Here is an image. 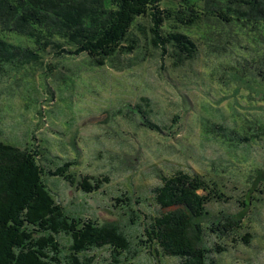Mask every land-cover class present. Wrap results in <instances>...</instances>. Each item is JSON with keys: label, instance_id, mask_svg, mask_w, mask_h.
<instances>
[{"label": "rangeland", "instance_id": "1", "mask_svg": "<svg viewBox=\"0 0 264 264\" xmlns=\"http://www.w3.org/2000/svg\"><path fill=\"white\" fill-rule=\"evenodd\" d=\"M71 1L72 7L59 10V16H71L78 7L95 10L102 0ZM107 1L117 8L116 0ZM181 1L163 0L162 6H184ZM204 1L189 0L185 6L201 7ZM149 28L147 20L138 19L128 37L138 39L139 49L102 67L92 66L82 54L60 59L57 49L49 48L46 53L34 51L19 68L2 70L0 132L13 145H37L39 164L45 168L74 160L76 166L69 172L109 178L90 195L61 179H46L67 215L116 225L130 242V253H135H121L113 263L111 247L92 249L86 255L93 256V264L178 261L157 255L145 236L158 212L153 191L176 172L204 176L231 197L208 203L197 220L216 264H264V136L247 135V142L229 146L233 135L219 130L241 132L251 121L264 126V93L255 82L242 77L243 85L238 75L234 77L239 65L263 54L264 42L235 38L234 30L202 19L180 29L197 39L198 52L176 69L144 40L142 34ZM59 35L52 41L62 48L67 34ZM4 36L19 48L34 46L26 37ZM226 218L239 221L240 229L230 236L212 233ZM244 234L251 236L248 245L230 244L231 237ZM57 239L70 244L62 234ZM217 245L226 251L216 254Z\"/></svg>", "mask_w": 264, "mask_h": 264}, {"label": "trees", "instance_id": "2", "mask_svg": "<svg viewBox=\"0 0 264 264\" xmlns=\"http://www.w3.org/2000/svg\"><path fill=\"white\" fill-rule=\"evenodd\" d=\"M69 1L72 2L0 0V72L8 66L19 68L30 61L34 51L46 53L49 48L57 49L55 56L60 59L82 54L95 67L120 57L129 58L139 49L138 39L128 37L138 19L147 20L150 25L148 33L142 34L150 48L160 51L161 59H171L176 69L193 60L198 52L197 39L180 29L190 28L202 19L234 30L235 38H259L264 42V0H205L202 8L193 4L185 6L189 0L181 1L184 6L176 7L162 6L163 0H116L114 9L109 7V1L102 0L95 10L78 7L71 16L69 12L59 16V10L72 7ZM83 11L87 14L82 15ZM63 32L67 34V42L61 48L52 40ZM4 33L26 37L34 46L19 48L9 44ZM234 75L239 76L238 81L243 85L255 82V88L264 93V51L251 62L239 65ZM242 77L248 81L244 82ZM219 130L224 136L233 135L229 146L245 143L250 136H264V126L254 121L241 132ZM4 139L0 132V264H93V256L86 254L107 246L113 249V263H118L116 256L124 252L135 256L130 253V242L120 228L70 217L52 197L46 183L47 178H58L83 195H90L110 182L107 176L94 178L69 172L76 166L74 160L54 169L45 168L39 164L37 145L19 147ZM153 193L158 212L145 236L154 252L178 259L175 264H216L210 257L213 252L203 243L204 229L197 220L206 213L208 203L227 202L231 197L218 191L204 176L181 172L164 178ZM239 229V221L226 218L211 232L230 236ZM61 234L70 240L69 245L58 241ZM234 238L237 237L230 238V244L238 241L248 245L251 236ZM213 251L220 254L226 250L225 246L217 245Z\"/></svg>", "mask_w": 264, "mask_h": 264}]
</instances>
